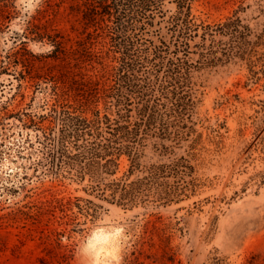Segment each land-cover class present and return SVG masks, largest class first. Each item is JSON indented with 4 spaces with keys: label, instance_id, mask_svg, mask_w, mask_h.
I'll return each instance as SVG.
<instances>
[{
    "label": "rangeland",
    "instance_id": "rangeland-1",
    "mask_svg": "<svg viewBox=\"0 0 264 264\" xmlns=\"http://www.w3.org/2000/svg\"><path fill=\"white\" fill-rule=\"evenodd\" d=\"M84 1L17 0L0 31V264H264V0L194 1L198 23L238 16L252 41L245 56L212 65L200 63L197 49L190 55L191 134L175 152L191 154L196 192L128 208L64 177L52 158L67 110L105 112L89 90L95 81L109 87L118 65L83 33ZM165 10L156 43L171 36L176 5ZM33 17L42 32L60 35L63 51L29 32ZM169 158L149 144L141 162ZM130 165L122 155L110 178Z\"/></svg>",
    "mask_w": 264,
    "mask_h": 264
},
{
    "label": "trees",
    "instance_id": "trees-1",
    "mask_svg": "<svg viewBox=\"0 0 264 264\" xmlns=\"http://www.w3.org/2000/svg\"><path fill=\"white\" fill-rule=\"evenodd\" d=\"M16 1L0 0V31L17 14ZM194 1H84L83 33L105 48V54L118 65L109 87L86 81L93 83L90 95L104 102L105 112L96 109L90 118L75 108L63 118L62 130L53 139L52 158L67 168L64 177L88 181L93 192L126 208L151 200L172 204L196 192L191 154L177 156L175 152L191 134L188 119L194 64L190 55L197 49L203 65L245 56L244 46L251 43L253 31L238 16L215 25L198 23L192 13ZM166 3L176 5L168 26L171 36L156 43L153 37L160 35V28L155 27L166 17ZM35 19L28 21L29 32L39 39L48 35L55 50L63 51L60 35L42 32ZM219 37H228L230 43ZM197 38L201 40L195 42ZM149 144L170 158L143 165ZM122 155L131 161L128 174L111 179ZM137 172L145 176L132 179Z\"/></svg>",
    "mask_w": 264,
    "mask_h": 264
},
{
    "label": "bare ground",
    "instance_id": "bare-ground-1",
    "mask_svg": "<svg viewBox=\"0 0 264 264\" xmlns=\"http://www.w3.org/2000/svg\"><path fill=\"white\" fill-rule=\"evenodd\" d=\"M102 248V247H101ZM114 248V247H113ZM103 249V248H102ZM115 249V248H114ZM109 251V250H108ZM107 258V257H106ZM99 259H101L100 257H99ZM103 260V259H102ZM106 260V259H105ZM108 260V259H107ZM104 261V260H103ZM108 262V261H107ZM101 264V263H100Z\"/></svg>",
    "mask_w": 264,
    "mask_h": 264
}]
</instances>
